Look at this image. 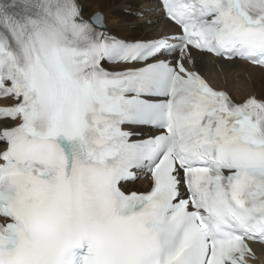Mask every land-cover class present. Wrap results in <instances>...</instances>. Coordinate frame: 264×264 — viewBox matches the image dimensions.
<instances>
[{"label": "snow or ice", "instance_id": "1", "mask_svg": "<svg viewBox=\"0 0 264 264\" xmlns=\"http://www.w3.org/2000/svg\"><path fill=\"white\" fill-rule=\"evenodd\" d=\"M160 8L174 30L135 38L90 0H0V264H257L264 95L202 67L264 70V0Z\"/></svg>", "mask_w": 264, "mask_h": 264}, {"label": "bare ground", "instance_id": "2", "mask_svg": "<svg viewBox=\"0 0 264 264\" xmlns=\"http://www.w3.org/2000/svg\"><path fill=\"white\" fill-rule=\"evenodd\" d=\"M90 3L104 11L109 27L120 36L146 38L174 30V25L164 19L156 0H90ZM220 63L215 57H203L202 70L214 87L228 90L238 100L253 93L264 95V70L237 61L224 63L221 71ZM258 253L264 262V251L258 249Z\"/></svg>", "mask_w": 264, "mask_h": 264}, {"label": "rangeland", "instance_id": "3", "mask_svg": "<svg viewBox=\"0 0 264 264\" xmlns=\"http://www.w3.org/2000/svg\"><path fill=\"white\" fill-rule=\"evenodd\" d=\"M140 17H142L143 15H139Z\"/></svg>", "mask_w": 264, "mask_h": 264}]
</instances>
